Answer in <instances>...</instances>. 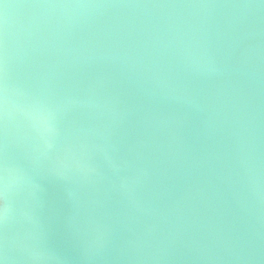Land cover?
<instances>
[{"label":"water","instance_id":"water-1","mask_svg":"<svg viewBox=\"0 0 264 264\" xmlns=\"http://www.w3.org/2000/svg\"><path fill=\"white\" fill-rule=\"evenodd\" d=\"M5 91V264H264V0H0Z\"/></svg>","mask_w":264,"mask_h":264},{"label":"clouds","instance_id":"clouds-1","mask_svg":"<svg viewBox=\"0 0 264 264\" xmlns=\"http://www.w3.org/2000/svg\"><path fill=\"white\" fill-rule=\"evenodd\" d=\"M8 106V101H7V94L6 91L4 92V94L2 96H0V108L3 109H7ZM4 197L6 198L7 195V179L5 177V181H4V193H3ZM8 207L7 205L0 207V218H6L8 215ZM0 264H5L4 260L0 259Z\"/></svg>","mask_w":264,"mask_h":264}]
</instances>
